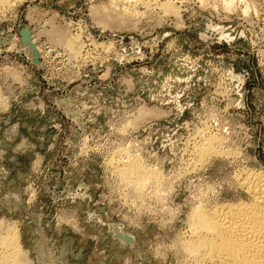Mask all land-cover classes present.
Returning <instances> with one entry per match:
<instances>
[{
	"label": "rangeland",
	"instance_id": "obj_1",
	"mask_svg": "<svg viewBox=\"0 0 264 264\" xmlns=\"http://www.w3.org/2000/svg\"><path fill=\"white\" fill-rule=\"evenodd\" d=\"M2 1L0 236L24 264L199 263L194 208L264 174V0Z\"/></svg>",
	"mask_w": 264,
	"mask_h": 264
},
{
	"label": "bare ground",
	"instance_id": "obj_2",
	"mask_svg": "<svg viewBox=\"0 0 264 264\" xmlns=\"http://www.w3.org/2000/svg\"><path fill=\"white\" fill-rule=\"evenodd\" d=\"M138 1L140 0H136L135 3ZM172 7L173 6H170L169 3H166L163 6V12L164 10L165 12L171 11ZM29 51V53H31L30 55L34 58L35 53L33 50L29 48ZM215 139L214 137H209L204 139V142L209 145L212 144V142L214 143ZM202 146L204 147V145ZM209 147L207 146L208 149ZM211 147L210 150L206 149L208 150V153H206L208 158L223 154V152L220 153L219 149L217 151L215 148L211 150ZM205 148L200 149L204 150ZM200 149H198L197 152H199ZM199 153H202L201 150ZM202 159H204V157H201V160ZM238 183H240L242 189L249 196L250 200L248 199V202L241 200L239 203L218 205L211 209H203L202 206H196L194 211L192 209V216H189L192 221L190 219L189 221L192 222V233H190L193 234V236L189 242H191L190 248L194 253L197 252L200 255L199 263L197 261L198 264H264V174L251 173L241 178ZM9 229V231L6 230L7 233H5V235L0 236V261H4L6 264H24L23 262L27 260V252L19 245L20 238L18 229L13 226ZM121 240L128 241L129 238H121ZM42 253V256L45 257L46 252L43 251ZM49 255L50 254H48V256ZM194 255L196 254H193V256ZM197 263L195 262L194 264Z\"/></svg>",
	"mask_w": 264,
	"mask_h": 264
},
{
	"label": "water",
	"instance_id": "obj_3",
	"mask_svg": "<svg viewBox=\"0 0 264 264\" xmlns=\"http://www.w3.org/2000/svg\"><path fill=\"white\" fill-rule=\"evenodd\" d=\"M21 35H22V38H23V42H27V43H29L30 39H29V35H28V31H27V29L23 30V31L21 32ZM30 45H31V44H30ZM31 47H32V45H31ZM32 49H33V47H32ZM33 51H34V53L36 54V52H35L34 49H33ZM34 61L37 62V58H35Z\"/></svg>",
	"mask_w": 264,
	"mask_h": 264
}]
</instances>
